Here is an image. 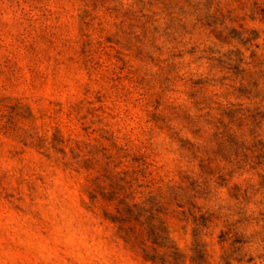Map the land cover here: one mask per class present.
<instances>
[{
  "label": "rangeland",
  "instance_id": "374dc122",
  "mask_svg": "<svg viewBox=\"0 0 264 264\" xmlns=\"http://www.w3.org/2000/svg\"><path fill=\"white\" fill-rule=\"evenodd\" d=\"M0 264H264V0H0Z\"/></svg>",
  "mask_w": 264,
  "mask_h": 264
},
{
  "label": "trees",
  "instance_id": "16d2710c",
  "mask_svg": "<svg viewBox=\"0 0 264 264\" xmlns=\"http://www.w3.org/2000/svg\"><path fill=\"white\" fill-rule=\"evenodd\" d=\"M129 189L130 188L123 189V188L118 187L117 185H113L112 186V190H113L112 193H113L114 197L112 199H110V201H112V203H113V205L115 207L114 209H115L116 215L118 216V218H120V222L122 224H124L125 222H129L130 221V219H131V217L133 215V213H132L133 210H136V211L137 210L138 211H142L143 210V208L140 207L142 205H137V204L132 202L133 198L131 196V193L127 194V191ZM159 210H162V208L159 209ZM159 210H155V211H156V213L161 214L159 212ZM165 211H164L163 214L165 216H167L168 215L167 214L168 213V209H166ZM152 212L153 211L150 209L149 210L150 216H149L148 221L146 220L147 222H142L141 225H147V226L151 227L150 226L151 222H154V220L157 219V217L155 215H153ZM138 216H139L138 217L139 219L142 218V214L141 213H139ZM145 223H147V224H145ZM162 223L164 224V222H162Z\"/></svg>",
  "mask_w": 264,
  "mask_h": 264
}]
</instances>
